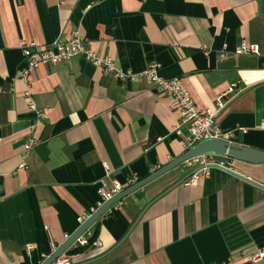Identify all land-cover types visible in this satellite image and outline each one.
Here are the masks:
<instances>
[{
	"label": "crops",
	"instance_id": "1",
	"mask_svg": "<svg viewBox=\"0 0 264 264\" xmlns=\"http://www.w3.org/2000/svg\"><path fill=\"white\" fill-rule=\"evenodd\" d=\"M76 30L134 76L82 53L19 76L22 41ZM244 40L258 55L233 53ZM150 62L201 109L236 83L214 122L230 144L264 150V0H0V264H41L96 209L101 181L124 190L185 151L187 126L140 75ZM223 162L197 186L175 184L192 171L180 164L122 198L89 228L100 246L71 264H264L252 259L264 250V188L242 178L264 185V163Z\"/></svg>",
	"mask_w": 264,
	"mask_h": 264
},
{
	"label": "built area",
	"instance_id": "2",
	"mask_svg": "<svg viewBox=\"0 0 264 264\" xmlns=\"http://www.w3.org/2000/svg\"><path fill=\"white\" fill-rule=\"evenodd\" d=\"M21 51L23 62L25 64L24 68L19 71V76L26 80L28 74L38 68L40 65H55L60 62L69 63L72 57L77 54H85L88 56L95 64H97L102 69L111 72L116 78L125 79L128 77H133L134 75L130 71H122L118 69L110 57H99L94 51H92L86 44L84 37L79 31H73L65 40L55 39L51 43L46 45H35V43L21 42ZM259 45L255 43H248L246 40L241 41L237 44L233 50L235 54H256L258 55ZM160 65L157 62H150L140 73V75L145 79V81L152 85L154 91L163 93L170 98V107L178 111L180 115V125L187 126L188 135L180 139L179 143L184 150H187L193 146L198 141L203 139H221L230 143L228 136L221 132L219 127L214 122L218 113L223 110L226 102L223 98L226 94L235 91L238 87L236 83H232L227 87L226 91L216 98L215 109H201L198 107L192 98L190 92L184 85L182 79L179 76L164 78L158 75V69ZM29 95L27 91L26 96ZM29 99V108L35 110L34 102ZM264 127V122H262ZM176 133L179 134L178 127L176 128ZM34 139H29L23 145V152L21 154V162L18 165L19 168H26V155ZM225 156L215 155V154H202L193 156L183 161V165L186 168L192 169V173L183 182L188 186H197L205 178L209 176L211 167H220L224 169H230L223 162ZM105 176L111 175L109 167L104 163ZM136 181V178L131 177L126 181V184H131ZM123 185L117 181L113 180L110 186H106L103 181L100 182L98 187L99 201L97 203L96 209H92L89 214H83L77 217L78 227L81 226L86 219L93 214L102 204L107 200L122 191ZM92 236V232L87 229L82 233L72 244L71 247L76 246H87V247H99L100 241L95 238L91 242L89 239ZM33 247H27L31 249ZM57 247L52 244L53 251ZM264 256V250L255 252L252 254V259L257 262ZM53 264H71V258L67 254H62L60 257L56 258Z\"/></svg>",
	"mask_w": 264,
	"mask_h": 264
},
{
	"label": "water",
	"instance_id": "3",
	"mask_svg": "<svg viewBox=\"0 0 264 264\" xmlns=\"http://www.w3.org/2000/svg\"><path fill=\"white\" fill-rule=\"evenodd\" d=\"M202 154H215L220 156L223 155L225 157L233 158L247 163L251 162L253 164L264 163V150L261 151L255 148H251L249 146H236V144L232 145L225 141L223 138H210L198 141L193 146L185 150L177 158L154 170L143 179H140L139 181L133 183L129 187L125 188L124 190L120 191L118 194L107 200L93 214H91L72 235H70L65 241H63L41 264H53L56 258L64 254L82 233L89 229L107 210H109L115 203L120 201L122 198L126 197L127 195L140 189L149 182L160 177L172 168L182 164L184 160ZM192 172L193 171L188 173L186 177H184L175 184L183 182L186 178L190 176ZM242 178L247 181H251V183L255 184L260 188H264V185H261L260 183L251 180V178Z\"/></svg>",
	"mask_w": 264,
	"mask_h": 264
},
{
	"label": "trees",
	"instance_id": "4",
	"mask_svg": "<svg viewBox=\"0 0 264 264\" xmlns=\"http://www.w3.org/2000/svg\"><path fill=\"white\" fill-rule=\"evenodd\" d=\"M97 235V231H93L91 238L89 239V242H91L93 239L96 238ZM88 247L87 246H76V247H72L70 249H68L65 254L67 255H74V254H78V253H82L84 252Z\"/></svg>",
	"mask_w": 264,
	"mask_h": 264
}]
</instances>
